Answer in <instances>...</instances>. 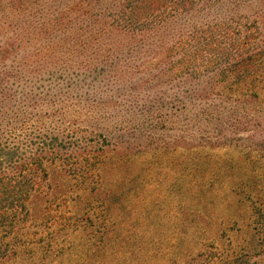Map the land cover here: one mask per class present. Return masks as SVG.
Here are the masks:
<instances>
[{
	"label": "rangeland",
	"instance_id": "obj_1",
	"mask_svg": "<svg viewBox=\"0 0 264 264\" xmlns=\"http://www.w3.org/2000/svg\"><path fill=\"white\" fill-rule=\"evenodd\" d=\"M133 1L135 15L158 21L157 0H0V180L15 177L50 124L69 126L56 147L80 152L47 163L27 211L0 193V264H264V68L247 80L262 88L260 102L238 87L242 71L207 98L177 93L173 79L196 73L195 60L209 71L227 63L221 35L249 33L248 47L263 49L264 0L214 5L217 21L195 40L132 54L111 27ZM226 8L236 11L228 22ZM199 39L212 43L203 58L190 48ZM187 48L195 64L167 76ZM43 66L53 73L33 78ZM34 83L76 90L35 111Z\"/></svg>",
	"mask_w": 264,
	"mask_h": 264
},
{
	"label": "trees",
	"instance_id": "obj_2",
	"mask_svg": "<svg viewBox=\"0 0 264 264\" xmlns=\"http://www.w3.org/2000/svg\"><path fill=\"white\" fill-rule=\"evenodd\" d=\"M230 1L232 0H157L158 4L156 6V11L160 13V18L155 22L148 18L150 15L146 17L135 15L137 8L135 6L133 7V1L132 7L128 8L129 10H127V5H122V8L119 9L118 12L115 11L112 17L115 18L114 20H116V23L114 21L111 29L115 32L124 34V36H126L125 39H129V43L122 45L132 54L152 51L155 48H157V51L160 50V52L163 53L164 50L172 45L173 40H175L176 37H181L182 35L189 33V36L192 39L198 38L202 34V31L200 30L201 28L204 29L206 26H209V24L215 23L218 19L217 16L219 15H215V12H217L218 9H214V5H217L219 10H222V5H226ZM248 1L249 3H253L259 0ZM235 4L236 6H240L238 0H235ZM130 11H132V13L129 18ZM224 11L225 12L223 13L225 15L223 14L224 16L222 19L226 22L229 21L227 16L236 12L234 10L230 11L228 8ZM84 26V32H87L89 31L88 29H90L91 24L84 23ZM220 28L222 31L223 28ZM232 33V36L228 38H224V36L221 35L222 41L219 42L218 46L224 51V56L229 61L225 64L222 63L223 65H220L215 71H209V69L204 66L205 61L201 60L199 62L192 59V55L188 52L190 50L189 48L185 50L186 53L180 52L182 55L177 52L179 53L178 57L176 56L177 58H174L172 62L169 60V62L166 63V65L170 63L172 68L171 70H166L167 76H169V72L176 69L183 71L190 68L191 65L195 63L197 64L194 66L198 69L196 73H180V75L174 76L177 78L172 77L177 82V93L185 95L191 91L192 93L203 94V96H197L198 98L204 96L207 98L206 96L211 94L214 90L220 89L222 86L225 88L223 82H225L232 73L242 71L239 78L241 82H238V87L252 92L251 95L254 97L252 98L253 102H260V90L262 88L258 85L256 86V81L255 83H252L251 81L247 82V80L252 79L253 81V78L256 77V74H251V72H253L252 70H255L256 68L257 71L261 72L264 68V43L262 44L263 49H256L257 47H253L251 50L248 47L249 33L243 38L245 42L239 38L240 35L238 34V31ZM138 37L145 39L143 40V44L136 42ZM196 42V45L191 44L190 48L198 50L199 47H201L200 56L203 58L204 53L202 52V49H204V47L208 48L206 45L212 47V43L209 42L204 44L200 39ZM241 42L243 44H241L242 47H240ZM67 46H70V44L68 43ZM181 48H183V46H181ZM210 63H213V61H210ZM166 65L164 64L165 67ZM44 67L46 66L34 69L32 74L33 78L40 77V74H45L49 77L51 73H53L51 68L42 70ZM71 72L72 71L63 73L66 77L72 75L75 76V74ZM4 75L9 77L7 72H4ZM214 81L216 84L212 85L211 82ZM1 82L2 81H0V86H2ZM36 84L37 83H34L31 86L29 92L31 96L27 101L35 111L42 105H51L52 102L59 100L60 97H62L61 92L68 93L71 90H76L75 86H70L69 84L61 85L60 87L50 84L45 86ZM188 85L190 87H188ZM64 90L68 92H65ZM22 100L25 101L26 99L23 98ZM219 109L220 108H218V113H220ZM257 113L259 119L264 117V110L257 111ZM34 121L35 123H38L41 122L42 119L37 117ZM54 122H57L60 125L62 124L61 121L55 119ZM226 123L228 124V122ZM261 124H264V122ZM50 125L54 128H49V130H46L43 133L35 131L36 144L33 148L30 147L31 151L29 153L28 162L19 159L14 172L15 177L13 176L8 180H2L1 178L0 180V193L9 196L10 204L8 208L16 213L27 211V204L32 195L37 191L39 192L43 190L47 185L50 178V172L47 166L49 161L51 163L63 162L65 157H70V155L74 153L77 155L80 153L77 149L72 148L71 150L67 149V151L55 146L56 142H66L68 140V125H63L61 128H58L60 126L57 124ZM225 127V122L222 121L217 125L218 130ZM87 156L92 157L91 154H87ZM6 208L7 206L5 209ZM260 234L264 237V229L260 231Z\"/></svg>",
	"mask_w": 264,
	"mask_h": 264
}]
</instances>
